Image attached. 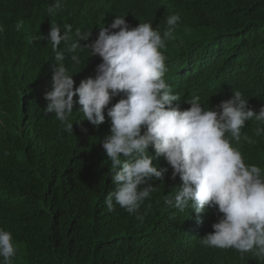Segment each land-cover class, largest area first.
I'll list each match as a JSON object with an SVG mask.
<instances>
[{
  "label": "trees",
  "instance_id": "obj_1",
  "mask_svg": "<svg viewBox=\"0 0 264 264\" xmlns=\"http://www.w3.org/2000/svg\"><path fill=\"white\" fill-rule=\"evenodd\" d=\"M84 2L95 31L114 18L151 42L128 62L138 77L119 66L118 99L73 72L74 53L63 78H81L83 97L62 94L41 70L49 55L37 65L41 40L2 54L0 264H264V0ZM164 91L180 123L167 161L146 145L164 134L131 136ZM204 175L215 190L195 185Z\"/></svg>",
  "mask_w": 264,
  "mask_h": 264
},
{
  "label": "clouds",
  "instance_id": "obj_2",
  "mask_svg": "<svg viewBox=\"0 0 264 264\" xmlns=\"http://www.w3.org/2000/svg\"><path fill=\"white\" fill-rule=\"evenodd\" d=\"M84 1L87 0H0V6L2 7L0 8V65L5 62V60L2 58V54H4V56H7L10 53L14 57H17L21 54L28 43L41 40L45 42V47L48 50L45 49L47 53H40L37 65L41 63L46 56L49 55V59L43 66H41V70L47 72L48 76H50L53 71L58 72L55 74V78L52 79L51 83L56 88L62 87L60 89V92L62 94L66 96L83 97L82 90L79 85H77V83H72L71 81L63 78L65 70L67 69V64L73 61L69 54L74 53L76 55L75 62L77 63L78 67L73 72L78 73L80 71H84L83 69H85V71H88L91 78L90 79L88 77H85L88 81L92 80L91 83L93 85H98L100 88H110L115 92L110 99H118L119 87L120 85H122V79L121 81H119V77L117 75L118 57L120 56L123 58L126 68L128 69L127 73L138 77V74L130 73L128 62L136 61L139 59V56L142 53V44L151 42L150 36L152 35V31L148 30L150 35L146 36L145 38H143L144 36L142 32H136V28H132L130 30H127L126 32L120 31L118 29L116 20L114 18H111L113 20V29H111L107 34H105L103 30H100L99 32L94 30L93 33L87 32L93 29V27L90 24L88 28V23L85 21L87 14L82 9L81 11L78 10V8H81V3H83ZM10 2L13 3L12 9L14 10V12L16 11L17 7H22L23 9V12L19 13L18 17H16L15 19L14 17H10V15H8L10 11ZM46 11L48 14L45 13ZM34 12L43 14V17H35ZM70 15L71 17H73L71 18V21L73 20L75 22L73 23L74 30L76 31L74 32V34H76L77 36H73L70 49L60 51L61 60L57 61L56 64L52 60V53L55 50L56 46V50L60 47L61 43H58V41L60 40L61 32L64 27L63 20H70ZM27 19H31V22L27 23L30 25L24 23L28 22ZM39 25H45L47 27V38L39 37ZM6 27L10 28L13 31L11 37L8 36L7 32L5 31ZM91 34L93 37V41L89 37ZM13 37L17 38V40H15L14 42ZM76 45L77 48L74 49ZM90 46H92L93 48L92 52L89 50ZM149 50L151 51V49ZM97 51L99 52L98 56H96ZM79 52L90 53L91 58L88 59L89 63L85 60L78 59ZM33 60L34 58L31 57L30 63H32ZM30 63L27 65H30ZM101 63L102 65H100ZM91 74L98 78H102V80L94 79ZM47 85H49V82ZM140 91L141 90L139 89L137 94H139ZM137 94L132 93L130 95L131 99L127 98L125 103L134 104L135 100H137ZM46 95L47 94H44L45 97ZM138 101L141 105L146 107V96H144L143 100ZM118 105L122 106L120 103H118ZM175 112L176 111L174 110L173 104L167 101L164 91V93L155 100L153 108L150 109V114L152 115V119H149L151 122V126L147 125L144 121L134 123L135 125H133V130L131 132L133 142H135L134 144H136L142 133H148V137L153 135V137L155 138H158L160 135L164 134L162 135L163 141H159L164 146V148L153 147L152 142H149L146 145L151 149H155L154 151H156L155 153H157L156 156L160 155L164 159H166V161L169 156L173 157L170 145L168 144V140L172 139L174 141L177 137V134L170 135V133H172L174 130H178L180 125V123L172 122V119L175 116ZM133 117L134 119H140L141 114L139 112H136L134 113ZM161 119L162 122H160ZM141 144L142 143H137V146L139 148L141 156L143 157L145 156V151ZM149 170H153L151 172H154V167L151 166ZM145 175L148 176L147 173ZM198 183L202 185L201 190L203 191L209 188H212L213 190L217 188V181L213 180L212 184V179L207 177L206 175L199 177L196 180L195 185L197 187ZM198 189L200 188L198 187ZM201 205L208 206L206 205V203H203ZM199 206L200 205L198 204L197 207ZM219 207H217L216 209L214 208L213 215L220 212ZM221 208L223 209L224 207ZM237 215L238 214L227 215L229 217L230 227L235 223V218H237ZM251 233L252 231H250V234Z\"/></svg>",
  "mask_w": 264,
  "mask_h": 264
},
{
  "label": "bare ground",
  "instance_id": "obj_3",
  "mask_svg": "<svg viewBox=\"0 0 264 264\" xmlns=\"http://www.w3.org/2000/svg\"><path fill=\"white\" fill-rule=\"evenodd\" d=\"M49 2V1H48ZM62 2V1H61ZM63 3V2H62ZM85 8H87V3L86 2H84V3H81ZM46 13H47V11H46ZM48 14V13H47ZM10 17H14V18H16V16H14L13 14L10 16ZM71 18H73V17H71V15H70V20L69 19H65V20H63V25H64V27H63V29H62V32H61V36H60V40L58 41V43H61L60 44V47L57 49V50H59L60 48L62 49V50H64V49H67V48H70V45H72V42H71V40H72V38H73V36L75 35V36H77L76 34H74V32H76L75 30H74V25H73V23H75L73 20L71 21ZM28 20V22H24V23H30L31 22V19H27ZM86 21H87V23H88V28H89V26H90V24L92 23V21L86 16V19H85ZM27 25H30V24H27ZM45 27V28H44ZM44 28V29H43ZM88 28H86V29H88ZM42 29V30H41ZM86 29H84V30H86ZM8 30H9V33L12 35V33H13V31L10 29V28H8V29H6L5 31L7 32V34L8 35H10L9 33H8ZM38 31H39V33H40V36L39 37H43V38H47V36H46V34L45 33H47V27L45 26V25H42V26H40L39 25V27H38ZM87 32H90V33H93L94 32V29H91V30H89V31H87ZM90 37V39L91 38H93L92 37V34L89 36ZM69 38V39H68ZM45 43V42H44ZM57 43V44H58ZM78 45V44H77ZM77 45L74 47L75 49L77 48ZM1 48V47H0ZM48 48H49V46H48ZM56 48H57V46H56ZM56 48H55V50L53 51V53H52V60H53V62L54 63H56L57 64V61H60L61 60V55L60 54H58L57 53V50H56ZM47 49V48H46ZM48 50V49H47ZM122 61H123V58L122 57H119L118 58V68H119V66L121 65V63H122ZM69 66H72L70 63L69 64H67V67H69ZM76 69V68H75ZM122 69H123V71L124 72H122V73H126L127 71H126V69L124 68V67H122ZM79 73V72H78ZM52 77V76H51ZM69 78H70V80L71 81H73V83H77V85H79V87L81 88V89H83L86 85H85V82L83 83L81 80V78H79V77H77V75H75V74H70L69 75ZM50 81H52V79L50 80ZM83 84V85H82ZM94 90H96V89H94ZM46 91V90H45ZM88 92H89V90H88ZM46 94H47V92H45ZM92 94V93H91ZM101 94V93H100ZM47 98H48V94H47ZM183 107V106H182ZM181 108V107H180ZM86 137V136H85ZM84 137V138H85ZM155 139V138H154ZM157 139V138H156ZM87 140V139H86ZM84 141H85V139H84ZM83 143V142H82ZM86 143V142H85ZM84 143V144H85Z\"/></svg>",
  "mask_w": 264,
  "mask_h": 264
}]
</instances>
